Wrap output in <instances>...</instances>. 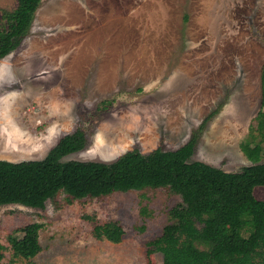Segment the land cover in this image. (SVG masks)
<instances>
[{
	"label": "rangeland",
	"instance_id": "obj_1",
	"mask_svg": "<svg viewBox=\"0 0 264 264\" xmlns=\"http://www.w3.org/2000/svg\"><path fill=\"white\" fill-rule=\"evenodd\" d=\"M16 5L0 0V16ZM263 63L264 0H42L21 44L0 59V158H43L82 128L87 146L65 159L110 162L198 134L193 159L242 170L253 162L244 141L264 146L252 129ZM255 195L264 199V185ZM180 201L162 186L70 203L60 193L43 208L2 205V263L162 264L148 243ZM111 219L124 226L120 242L94 236ZM34 221L43 223L42 250L27 258L9 236Z\"/></svg>",
	"mask_w": 264,
	"mask_h": 264
},
{
	"label": "trees",
	"instance_id": "obj_2",
	"mask_svg": "<svg viewBox=\"0 0 264 264\" xmlns=\"http://www.w3.org/2000/svg\"><path fill=\"white\" fill-rule=\"evenodd\" d=\"M41 2L17 0L15 8L2 12L0 59L21 44ZM261 86L260 122L252 129L264 134V63ZM218 111H211L203 126ZM88 140L85 130L77 128L62 135L43 158H0V207L18 203L43 208L60 193L70 203L115 191L168 186L182 201L169 210L165 232L148 243L149 251L162 254V264H264V199L255 195V188L264 185L260 142L244 141L243 150L253 162L239 171L193 159L198 134L176 149L133 148L110 162L65 159L83 150ZM42 227L38 221L17 227L9 236L15 253L27 258L37 255L42 250ZM93 233L98 239L120 242L125 229L119 220L111 219L96 223Z\"/></svg>",
	"mask_w": 264,
	"mask_h": 264
}]
</instances>
